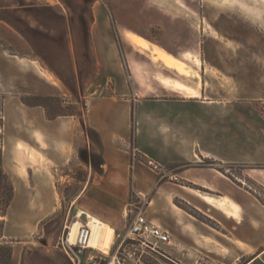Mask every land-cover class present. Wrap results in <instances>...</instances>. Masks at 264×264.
Wrapping results in <instances>:
<instances>
[{
    "label": "crops",
    "instance_id": "0c3cea01",
    "mask_svg": "<svg viewBox=\"0 0 264 264\" xmlns=\"http://www.w3.org/2000/svg\"><path fill=\"white\" fill-rule=\"evenodd\" d=\"M127 1L121 8L93 10V84L107 78L116 88L110 100L88 106L86 123L102 143V175L100 180L90 175L84 183L116 189L133 182L147 192L155 187L147 217L171 234L175 251H156L161 257L177 264L264 262V223L258 219L264 210L258 200L219 170L200 164L202 158H212L224 164L264 165V120L253 103L243 102L246 97L260 99L252 95L260 92L264 76V0H222L218 6L211 0ZM114 30L130 46L125 63ZM30 50L14 25L0 19V167L14 188L0 240L11 243L6 264H73L60 241L37 242L35 237L52 214L42 206L53 204L57 184L68 178L66 168L78 158V121L49 118L45 107L24 101L26 96L55 95L45 69L28 57ZM128 75L133 85L137 81L139 98L122 101L117 98L120 90L131 92ZM230 83V90L221 87ZM133 108L136 151L161 170L183 165L181 171L159 177L143 162L132 167L130 152L116 149V142L128 145L132 138ZM86 166L91 169L93 164ZM186 183L211 195L191 193ZM80 210L86 219L94 216L117 232L107 223L112 221L109 216Z\"/></svg>",
    "mask_w": 264,
    "mask_h": 264
},
{
    "label": "rangeland",
    "instance_id": "374dc122",
    "mask_svg": "<svg viewBox=\"0 0 264 264\" xmlns=\"http://www.w3.org/2000/svg\"><path fill=\"white\" fill-rule=\"evenodd\" d=\"M128 3L127 0H0V19L14 25L20 36L28 41L32 49L28 57L36 61L37 67L45 69L44 73L48 76V80L55 86V95L26 96L24 101L28 105H42L45 107L49 118L71 116L78 121L75 148L78 158L66 168L65 174L68 178L61 179L57 184L58 197H56V200L51 206H42L44 212L49 208L50 211L52 210V214L41 223L40 233L36 235L35 241H48V243L56 244L57 241L67 236L65 226L77 221L80 209L94 215L95 211H98L109 216L112 221L107 223L117 229L116 242L109 254L110 256L100 251L94 252V255L104 258L101 262L102 264H106L114 256H118L130 264H177V262L161 257L160 254L156 253V251L161 249H166L168 255L171 252H175L174 246L171 244L159 245L158 249L153 251L142 245L138 238L131 236L123 241L124 236L129 232V226L123 218L126 204L135 201L138 193H143L149 200L152 199L156 191L155 187L147 192V190L135 188L133 182L130 183L129 188L116 189L93 188L86 186L84 183L89 179L90 175L98 180H100L99 176L102 175L100 168L102 143L96 130L90 127L89 123H86V120H88V106L95 100H110L116 88L115 81L107 78L102 79L99 85L93 84L96 75V61L95 55L91 51L89 33L93 20V10L101 9L102 7H106V9L108 7L121 8ZM139 3L140 0H133L132 2V4L137 5ZM162 3L170 4V1L164 0ZM174 3L184 4L185 2L179 0L174 1ZM211 3L218 6V4H224L225 2L222 0H211ZM210 32L212 35L216 34L212 28ZM114 33L125 63L132 53L130 46L123 40L120 33H117L116 30H114ZM223 47L227 51L232 52L230 47L226 45H223ZM134 60V64L137 66L138 58L134 57ZM127 78L129 82L127 85H129L131 92H126L125 95L120 90L117 98L122 101L139 98L137 81L136 85H133L129 75ZM231 86L232 83L228 87H221L230 90ZM258 88L260 92L252 96L259 95L260 99L251 100L249 97L243 96L247 98L243 102L253 103L258 115L264 120V76L263 78L260 77V86ZM235 96L239 98V95H233L232 97ZM133 121L132 138L128 145H124L120 141L116 142V149L125 148L130 152L132 156L131 166L133 167L139 161L143 162L150 166L154 172L158 173L159 177L172 171L174 173L181 171L183 165L170 166L161 170L160 167L157 168L150 164L136 151L134 108ZM1 151H3V143L0 141V156ZM90 162L91 165L93 164L91 169L86 166V163ZM200 164L219 170L243 189L252 193L258 200L260 208L264 210V185H262L263 180L261 178V175H264V165L224 164L212 158H202ZM61 174L63 175L64 173ZM184 185L190 188L188 191L191 193H194V190L202 195H211L208 190L198 188L192 184L186 183ZM82 193L85 195L74 205L76 199ZM13 197L14 188L12 182L1 171L0 167V229L3 228L4 217L9 211ZM175 203L193 216L203 219L202 216L185 203L179 200H176ZM87 219L85 216L81 218L82 223H86L84 221ZM258 219L260 224L264 223V213L262 211L258 213ZM10 247V242L4 243L0 240V261L4 262L3 264H6L10 257ZM192 256L191 260L194 259L193 254ZM179 264H187V261ZM205 264L224 263L216 259L211 263ZM259 264H264V262L260 261Z\"/></svg>",
    "mask_w": 264,
    "mask_h": 264
},
{
    "label": "built area",
    "instance_id": "2783aa9c",
    "mask_svg": "<svg viewBox=\"0 0 264 264\" xmlns=\"http://www.w3.org/2000/svg\"><path fill=\"white\" fill-rule=\"evenodd\" d=\"M149 204L150 200L148 197L138 193L135 201L127 205L123 212V218L129 226V232L124 236L123 241L132 236L133 238H138L142 245L150 248L153 251H156L159 245L170 244L172 237L167 230H164L163 228L148 220L147 211ZM72 225L73 223L65 226L67 236L60 240L61 246L68 258L73 264H102L101 262L104 260V258L94 255L96 250L90 248L89 245L92 234L89 221L84 223L80 228L75 243L69 242ZM106 264L130 263H127L118 256H114Z\"/></svg>",
    "mask_w": 264,
    "mask_h": 264
},
{
    "label": "bare ground",
    "instance_id": "6f19581e",
    "mask_svg": "<svg viewBox=\"0 0 264 264\" xmlns=\"http://www.w3.org/2000/svg\"><path fill=\"white\" fill-rule=\"evenodd\" d=\"M209 202H215L216 200L213 198L206 197ZM84 212L81 210L78 213L77 221H75L71 227V234L69 237V242L75 243L78 237L80 228L83 223L81 218L84 216ZM89 226L92 230L91 238H90V248H93L97 251L102 252L103 254L109 255L113 249L116 242V232L115 229L105 224L104 222L98 220L94 216H88ZM110 256V255H109Z\"/></svg>",
    "mask_w": 264,
    "mask_h": 264
},
{
    "label": "trees",
    "instance_id": "16d2710c",
    "mask_svg": "<svg viewBox=\"0 0 264 264\" xmlns=\"http://www.w3.org/2000/svg\"><path fill=\"white\" fill-rule=\"evenodd\" d=\"M0 263H2V264H3L4 262L0 261Z\"/></svg>",
    "mask_w": 264,
    "mask_h": 264
}]
</instances>
